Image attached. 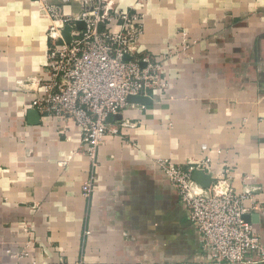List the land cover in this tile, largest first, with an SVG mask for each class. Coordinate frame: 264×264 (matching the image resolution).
<instances>
[{
    "label": "crops",
    "instance_id": "obj_1",
    "mask_svg": "<svg viewBox=\"0 0 264 264\" xmlns=\"http://www.w3.org/2000/svg\"><path fill=\"white\" fill-rule=\"evenodd\" d=\"M39 4L0 0V264H213L155 162L229 166L264 206V0H146L138 51L162 61L169 88L109 119L118 132L94 170L79 128L31 106L51 43ZM249 215L264 244V214Z\"/></svg>",
    "mask_w": 264,
    "mask_h": 264
},
{
    "label": "built area",
    "instance_id": "obj_2",
    "mask_svg": "<svg viewBox=\"0 0 264 264\" xmlns=\"http://www.w3.org/2000/svg\"><path fill=\"white\" fill-rule=\"evenodd\" d=\"M41 1L51 20V43L36 80L40 92L31 106L43 119L60 124L62 133L71 122L79 128L81 148L94 170L104 137L118 132L109 119L129 104V95H163L169 88L165 68L161 60L138 51L144 34L140 9L112 0ZM70 2H77L79 8L66 13L62 4ZM66 26L71 27L69 42L62 37ZM182 46L187 44L183 41ZM155 164L177 189L201 249L213 264L264 262V245L244 217L251 212L264 214V206L254 199L256 187L235 190L229 166L217 170L209 158L187 166L158 158ZM197 169L211 175L208 187L194 180ZM93 191L92 181L82 186L85 196Z\"/></svg>",
    "mask_w": 264,
    "mask_h": 264
},
{
    "label": "water",
    "instance_id": "obj_3",
    "mask_svg": "<svg viewBox=\"0 0 264 264\" xmlns=\"http://www.w3.org/2000/svg\"><path fill=\"white\" fill-rule=\"evenodd\" d=\"M76 25L79 28L82 26V23L78 22L76 23ZM70 31H71L70 26H66L62 31L63 40L66 42H69L71 39ZM150 100L151 98L149 96H144V95H129L127 97V103L146 104L149 103ZM115 117H120V116L115 115ZM193 178L204 187H208L212 183L211 175L201 169H197L193 172ZM244 217L247 221L253 220L252 216L249 214L245 215Z\"/></svg>",
    "mask_w": 264,
    "mask_h": 264
},
{
    "label": "rangeland",
    "instance_id": "obj_4",
    "mask_svg": "<svg viewBox=\"0 0 264 264\" xmlns=\"http://www.w3.org/2000/svg\"><path fill=\"white\" fill-rule=\"evenodd\" d=\"M144 2H145V4H146V0H136V2H135V4H131V7H136V8H138V9H140L141 11H143L144 12V10H143V8H146V5H144ZM37 9H38V12L40 13V16H41V19L42 20H44V23H45V25H46V34H47V36H49L48 34H49V31H50V26H51V20H50V17L48 16V13H47V11H45V9L42 7V5L41 4H39L38 6H37ZM179 31H180V34L182 33V32H184V30H183V28H180L179 29ZM44 52H45V46H44ZM93 193V192H92ZM92 193L90 194V195H92ZM83 194V193H82ZM89 195V196H90ZM83 196L85 197V195L83 194ZM89 196H87V197H89ZM190 225L192 226V224L190 223ZM25 230L27 231V233L29 234V236H30V238H29V240H28V243H31V239H33V236H34V227L32 226V225H29V224H25ZM256 232V231H255ZM257 233V232H256ZM84 234H85V236L89 239L90 237H92V231L90 230V229H88V230H86V231H84ZM259 236H260V234L259 233H257ZM260 239H261V237H260ZM263 244V243H262ZM264 245V244H263ZM262 263H264V262H262ZM262 263H260V264H262ZM79 264H83V263H79ZM259 264V263H258Z\"/></svg>",
    "mask_w": 264,
    "mask_h": 264
}]
</instances>
